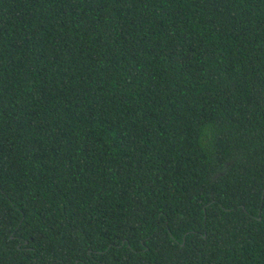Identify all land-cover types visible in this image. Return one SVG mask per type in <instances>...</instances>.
Returning <instances> with one entry per match:
<instances>
[{
	"label": "trees",
	"instance_id": "trees-1",
	"mask_svg": "<svg viewBox=\"0 0 264 264\" xmlns=\"http://www.w3.org/2000/svg\"><path fill=\"white\" fill-rule=\"evenodd\" d=\"M0 264H264V0H0Z\"/></svg>",
	"mask_w": 264,
	"mask_h": 264
}]
</instances>
